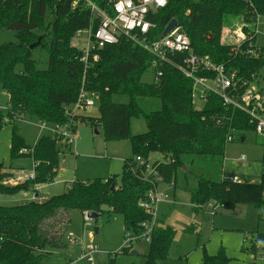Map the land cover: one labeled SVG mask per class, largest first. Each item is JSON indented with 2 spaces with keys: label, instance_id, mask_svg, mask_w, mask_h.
I'll return each instance as SVG.
<instances>
[{
  "label": "trees",
  "instance_id": "trees-1",
  "mask_svg": "<svg viewBox=\"0 0 264 264\" xmlns=\"http://www.w3.org/2000/svg\"><path fill=\"white\" fill-rule=\"evenodd\" d=\"M75 1L0 0V31H13L16 37V42L0 46V89L9 97L6 114L0 110V131L5 122L12 124L10 159L30 158L36 174L33 181L9 186L3 182L11 174L0 166V194L38 195L40 185L52 182L62 154L56 139L43 135L34 146L27 147L15 121L27 116L40 123L66 125L70 120L66 108L77 101L82 89L98 96L95 105L98 116L80 115L77 126L100 127L106 142L128 140L131 158L123 161L118 180L110 177L91 182L73 181L62 194L45 200L37 197L0 206V264H44L55 251L67 250L62 242V228L70 222L72 211L82 216L92 212L98 218L106 208L122 217L127 233L142 235L145 225L152 223V215L140 203L151 186L144 179V169L137 166L136 157L147 161L152 155H160L162 159L153 162V171L162 178V185L173 187L178 169L186 162L192 166L204 161L209 170L197 175V188L190 195L195 213H202L209 203L223 205L225 211L253 206L264 213V173L256 184L214 179L213 169L223 164L227 136L238 133L242 137L245 132H254L250 118L239 109L225 106L214 94L208 95L201 110L194 109L193 81L178 67L183 55L172 57L174 63L158 62L152 68L154 56L122 36L117 43L91 53L85 65L83 53L73 46L74 37L89 27L95 31L99 21L92 18L83 1L73 7ZM91 1L101 9L106 7V0ZM48 14L51 20L46 24ZM257 16L264 17V0H167L165 8L150 16L156 24L150 38H162L167 25L175 20L180 32L190 39L194 54L209 56L214 63L224 65L242 78L239 85H254L262 93L264 84L259 87V78L264 69V48L260 56L248 53L253 49L250 43L256 39L249 24ZM235 21L245 38L239 49L220 41L222 28ZM39 37V45L29 49ZM35 49L48 54L44 71L37 69L32 58ZM149 70L155 77L150 84L142 81ZM117 95L127 96L128 104L114 103L112 98ZM138 117L145 121L147 131L132 135L130 120ZM261 144L264 163V140ZM27 149L29 153H20ZM174 235L169 226H153L144 264L168 260ZM258 242L264 244V236L258 235ZM121 251L124 253L126 249ZM229 261L220 250L214 256L203 252L200 264Z\"/></svg>",
  "mask_w": 264,
  "mask_h": 264
},
{
  "label": "rangeland",
  "instance_id": "rangeland-1",
  "mask_svg": "<svg viewBox=\"0 0 264 264\" xmlns=\"http://www.w3.org/2000/svg\"><path fill=\"white\" fill-rule=\"evenodd\" d=\"M80 1L76 0L73 6ZM84 2V1H83ZM51 20L48 14L46 24ZM256 23V21H255ZM253 24H249L253 26ZM255 29V26H253ZM240 29L237 22L225 26L221 30L220 41L225 45L239 46L236 40L225 39L229 31L236 32ZM255 42L256 48H264V27H259ZM240 33V32H239ZM39 35L41 32L38 33ZM242 38V37H241ZM9 42H16L15 33L9 30L0 31V46ZM85 35L76 38L73 46L79 50L85 48ZM32 58L37 63V69H47L48 54L45 50L35 49ZM20 67L18 66V69ZM264 69L259 78V87H263ZM144 83L155 81L154 73L149 70L142 78ZM264 98V92H262ZM116 104H128L129 99L125 95H117L112 98ZM9 100L4 91L0 89V110L6 114ZM203 103L193 102V108L201 110ZM65 114L70 117L66 125L73 131L75 141L68 146H60V166L63 171L56 173L50 184L41 185L37 189L38 198H47L62 194L73 181L91 182L95 179L106 180L120 177L123 161L131 158V146L128 140L106 142L103 138V131L100 127H91L88 124L77 126L79 117H97L96 106L88 111L73 109V105L66 108ZM76 118V119H75ZM15 124L21 130L26 143L32 147L41 133L39 122L34 118L22 117ZM47 127H53L50 125ZM147 131L145 121L142 117L130 120V132L132 135L143 134ZM12 124L5 122L0 131V166L3 169L21 167L26 171L32 170V162L28 158L10 159V137ZM243 138V141L241 140ZM66 147V148H64ZM27 149L26 152L29 153ZM63 154H66L63 156ZM263 146L261 140L254 132H245L242 137L234 133V140L228 142L225 147L223 164L214 168L215 180L219 178L231 180L233 177L241 183L256 184L264 173L262 162ZM160 155H152L147 161L153 163L161 160ZM242 162V165H240ZM209 170L204 161L194 163L192 166L186 164L178 169L176 173L175 186L161 185L160 190L169 197L170 206L160 203L157 213L161 224L169 225L175 235L169 251V258L158 264H200L203 252L210 256L216 255L220 250L230 259L227 264H264V244L258 242V235L264 236V213L262 209H255L253 206H237L234 211H223L211 216L210 208L205 207L208 214H203L202 221H197L196 215L191 209L190 195L197 188V175L206 174ZM10 173V172H9ZM22 193L13 196L0 194V206H12L23 201ZM210 214V215H209ZM156 217V215H155ZM164 226V225H163ZM192 229L189 231V229ZM97 229V232H95ZM235 229V230H230ZM62 242L67 250H58L53 253L44 264H91L87 262V248L94 247L92 264H144L145 255L148 252L146 239L130 236L134 240H128V235L123 226V219L120 215L112 214L105 208L103 214L99 215L96 222L85 221L78 211L70 213V222L62 228ZM256 232V233H255ZM254 233V234H253ZM122 248L126 252L122 253ZM136 251L137 255H131Z\"/></svg>",
  "mask_w": 264,
  "mask_h": 264
},
{
  "label": "built area",
  "instance_id": "built-area-1",
  "mask_svg": "<svg viewBox=\"0 0 264 264\" xmlns=\"http://www.w3.org/2000/svg\"><path fill=\"white\" fill-rule=\"evenodd\" d=\"M85 7L90 10L93 19L99 21L98 28L94 31L91 27L80 30L75 34L74 39L85 35V48L80 50L83 53L82 61L87 62V58L91 53L103 48L106 45L115 44L120 37L130 39L134 44L138 45L143 50L152 54L155 58L152 68H156L158 62L174 63L172 57L183 55V61L179 69L182 74L193 81L192 86V104L195 101L205 103L209 94L218 96L225 106H232L246 114L251 123L254 125V133L261 140H264V108L262 107L263 95L254 86H246L242 78H238L234 71L228 70L224 65L216 64L209 56H198L193 53L190 39L188 36L180 32L179 27H175L167 35L162 36L159 40H151L150 34L156 28L150 20V16L165 8L167 0H106L105 9H101L96 3L89 0H83ZM255 23V22H254ZM255 26V29L253 28ZM249 26V29L254 35L260 32L259 27H264V17L257 16L256 23ZM240 32V33H239ZM242 37V38H241ZM225 39L236 40L239 43L235 49H239L240 45L245 41L242 28L236 32L228 31ZM232 39V40H231ZM253 49L248 50L249 54L260 56L261 48H256L253 43H250ZM93 59L98 57L93 54ZM160 74V73H159ZM97 95L89 93L83 89L80 91L77 101L73 104V109L80 111H88L96 105ZM75 114H71L73 117ZM40 123V122H39ZM46 123H40V129L54 137L59 146H68L73 144L75 137L69 125H54L53 127ZM234 136H227L226 142H232ZM26 152L21 150L20 153ZM138 167L144 169V179L149 182L151 190L147 193L144 200L140 203V207L148 214L152 215V223L145 225V232L138 238L146 239L149 242V235L154 224V218L157 213V207L160 203L169 200V197L160 190L162 178L153 171V163L143 160L140 157L135 158ZM11 177L4 181L5 185L16 186L35 179V169L26 171L19 169L10 172ZM233 182H238L236 177L231 179ZM24 198L29 200L37 199V195L33 193H22ZM41 201V199H39ZM210 214L213 216L223 209V205L209 203ZM85 213L83 218L85 221H91ZM128 235V240L135 238ZM96 252V248L88 247L87 262L93 263L92 255Z\"/></svg>",
  "mask_w": 264,
  "mask_h": 264
},
{
  "label": "crops",
  "instance_id": "crops-1",
  "mask_svg": "<svg viewBox=\"0 0 264 264\" xmlns=\"http://www.w3.org/2000/svg\"><path fill=\"white\" fill-rule=\"evenodd\" d=\"M79 1H83V0H79ZM89 1H91V0H89ZM91 2H93V1H91ZM84 5H85V2H84ZM73 7H75V6H73ZM7 95V94H6ZM7 97H8V95H7ZM8 100H9V97H8ZM16 121H19V120H16ZM15 121V122H16ZM16 125V124H15ZM39 125H40V123H39ZM78 126H82V124H80V125H78ZM39 128H40V126H39ZM41 130V129H40ZM19 131V134H20V136L23 138V140H24V142H25V145L27 146V147H30L27 143H26V141H25V139H24V137L22 136V133H21V130L19 129L18 130ZM41 131H45V130H41ZM43 135H49L48 133H41L40 134V136L38 137V139L41 137V136H43ZM51 136V135H50ZM52 137V136H51ZM37 139V140H38ZM241 140L243 141V138H241ZM37 142V141H36ZM60 147V146H59ZM31 148V147H30ZM64 148H66V147H64ZM60 150H61V148H60ZM62 151V150H61ZM62 155V154H61ZM66 154H63V156H65ZM28 159H30V158H28ZM31 160V159H30ZM31 162H32V169L34 168V163H33V161L31 160ZM241 164L240 165H242V162H240ZM10 168L9 169H7V170H4V171H6V172H14V171H17V170H19V169H23V168H21V167H13L12 165H10L9 166ZM59 171H63V168L60 166L59 167V169L57 170V174L59 173ZM239 182V181H238ZM41 186V185H40ZM39 186V187H40ZM39 187L37 188V189H39ZM38 196V195H37ZM169 201V200H168ZM168 201H165L166 203H164V204H166V205H168V206H170V205H172V204H169V202ZM191 202V201H190ZM205 207H207V206H205ZM191 209H192V204H191ZM235 210V209H234ZM233 210V211H234ZM225 212V210L224 209H222L220 212H218L217 214H215V215H213V216H216V215H218V214H220V213H222V212ZM194 212V211H193ZM195 213V212H194ZM204 213H206V214H208V211L204 208L203 209V211H202V213H195V215H196V219H197V221H202V219H203V214ZM210 215V214H209ZM212 216V215H211ZM162 222H161V220L159 219V215H158V213H156V217L154 218V224L157 226V225H159V224H161ZM164 225V227L165 226H169V225H166V224H163ZM170 227V226H169ZM230 230H235V229H230ZM256 233V232H255ZM254 234V233H253Z\"/></svg>",
  "mask_w": 264,
  "mask_h": 264
},
{
  "label": "water",
  "instance_id": "water-1",
  "mask_svg": "<svg viewBox=\"0 0 264 264\" xmlns=\"http://www.w3.org/2000/svg\"><path fill=\"white\" fill-rule=\"evenodd\" d=\"M177 26V23H176V21L175 20H172V21H170V23L167 25V27L165 28V30H164V32H163V36H165V35H167L169 32H171L175 27ZM39 43H40V37L38 38V40H37V42L36 43H34L33 45H31L30 47H29V49H34V48H36L38 45H39ZM241 164V163H240ZM87 217L89 218V219H92V220H94V221H96V219H97V216L94 214V213H92V212H88L87 214ZM95 232H97V229H95ZM138 253L136 252V251H131V255H137Z\"/></svg>",
  "mask_w": 264,
  "mask_h": 264
}]
</instances>
